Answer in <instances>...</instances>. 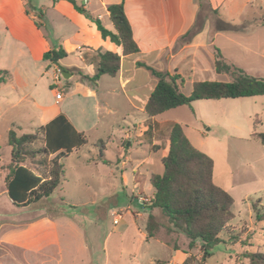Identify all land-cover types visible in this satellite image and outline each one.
<instances>
[{
	"label": "crops",
	"instance_id": "0c3cea01",
	"mask_svg": "<svg viewBox=\"0 0 264 264\" xmlns=\"http://www.w3.org/2000/svg\"><path fill=\"white\" fill-rule=\"evenodd\" d=\"M75 1L78 3V0ZM122 2L132 26L134 40L140 49L139 53L127 56L123 55L121 46L109 38L104 39L97 25L77 12L67 0H53L51 8L58 14V23L62 26L70 25L71 30L64 33L56 31L52 35L40 28L45 25L44 14L34 10L31 0H0V55L6 56L8 60V64H0V71L8 73L0 74L2 165L11 161V147L8 144V133L11 130H15L18 135L33 133L64 114L88 141L87 135L101 128H122L120 123L112 124L106 119L113 120L118 116L120 121H127L139 117L143 119L142 122H133V129L125 132L123 138L116 137L114 140L113 132L99 135L95 140L97 154L98 142L110 141L104 151V158L110 164L100 161L95 153L83 155L86 145L70 153L65 162L76 154L82 164L107 167L111 173L113 167H118L122 176H125L126 167H131L134 174L133 187L139 190L137 197L148 191L152 198L154 188H146L148 183L151 185V176L157 174L149 170L156 163L153 153L163 151L161 162L167 155L171 126L166 130L163 124L157 122L156 117L150 118L145 112L157 79L147 69L139 67L138 63L179 75L183 83L188 80L191 85L200 81H224L218 79L229 75L216 72L214 53L217 48L227 62L250 76L264 78V24L260 19L264 0H83V4H78L94 18H98L106 29L114 31L108 7ZM41 13L43 16H40ZM59 47L67 52L66 58L59 63L44 60L45 53ZM106 52L121 56L120 70L115 77L103 75L97 85L93 84L89 78L97 73L100 54ZM70 58L74 59L68 63ZM62 68L71 74L68 75V83L66 86L60 83L56 85L54 76L53 82L48 85L52 95L49 101L40 91L41 84L45 76L56 75L59 69L63 73ZM76 77L79 79L76 90L74 93L68 92V95L80 93L82 100L79 102L78 113L65 106L66 95L61 89L64 87L70 91L73 85L71 81ZM58 92L63 94L60 101L56 98ZM121 98L127 108L115 102ZM89 105L94 111L91 116L86 112ZM160 131L166 134V140L163 147H156L161 145L158 138ZM133 133L138 138L147 134L152 139L154 152L147 154L141 148L133 150L132 144L128 143ZM108 145L113 151L111 158L106 156ZM5 176V172L1 171L0 264H49L51 259L59 257L62 252L57 219L51 212L33 216L30 214L34 209H50L57 202L54 199L48 201L49 197L35 205L17 207L7 193ZM141 209L139 214L136 211L132 215L134 219L131 223L126 224L118 233L120 236L130 234L136 237L141 234L144 238L154 239L148 238L146 232L148 210L143 205ZM111 210L109 206L100 217H108ZM111 216L114 223L118 217L114 211ZM119 216L118 223H114L116 226L122 221V216ZM92 227L94 231L99 228L98 224ZM88 242H83L81 246L88 247ZM182 253L186 255L182 259L184 262L188 254Z\"/></svg>",
	"mask_w": 264,
	"mask_h": 264
},
{
	"label": "rangeland",
	"instance_id": "374dc122",
	"mask_svg": "<svg viewBox=\"0 0 264 264\" xmlns=\"http://www.w3.org/2000/svg\"><path fill=\"white\" fill-rule=\"evenodd\" d=\"M52 1L31 0L34 10L44 14L45 25L40 28L48 35L56 31L63 33L70 31V25L62 26L58 23V14L51 8ZM78 3L83 4V0H78ZM262 8L261 20L264 16V2ZM249 13L251 14V10ZM73 59L70 58L67 62H72ZM2 62L8 64L4 55H0V64ZM54 76L55 74L50 77L45 76L40 88L49 101L52 100V95L48 85L53 82ZM225 77L218 80H231L230 76ZM77 81L79 82L77 77L71 81L73 85L70 91L61 88L66 95L65 106H69L75 113L79 112V102L82 98L79 96L80 93L69 96L68 92L74 93ZM67 83V80L61 78V85L66 86ZM192 86L188 80H185L183 92L189 95ZM115 102L120 103L122 108H127L123 98ZM86 112L88 116L94 113L91 105ZM155 119L163 124L166 130H169L174 122L179 123L191 144L214 161V183L226 190L234 199L235 219L231 225L238 231L245 228L242 241H246L247 245L220 243L213 249V256L205 264H249V260L244 256L247 251L264 253V222H256L252 210L253 202L259 199L264 205V146L253 137L254 132H264V96L198 100L192 103V108L179 107ZM106 120L112 124L120 123L122 128L109 126L110 129L101 128L89 133L83 155H90L91 152L95 153L97 158L94 142L99 135L105 136L115 132V136L112 137L114 140L116 137L123 138L125 132L133 129V122L140 123L143 119L138 117L120 121L119 117L115 116L113 120ZM165 136L163 131L158 133L161 145L156 147L164 146ZM128 143L132 144L133 150L141 148L147 154L154 152L151 147L152 139L147 134L138 138L133 133V138ZM161 154L163 151L153 153L156 163L152 169H149L151 173L163 172ZM106 156L109 158L113 156L111 148ZM117 168L113 167L111 173L107 167L82 164L76 154L71 155L65 162L66 180L48 199V201L54 199L57 203L50 209H34L30 214L33 216L51 212L57 219L62 252L59 257L51 259L49 264H155L157 261L183 264L182 251L194 257L192 264H200L202 254L199 248L189 250L188 240L185 237L168 235L164 229L160 230L155 239L144 238L141 234L136 237L130 234L123 236L118 234L134 219L132 215L142 210V205L145 209L150 194L146 191L145 194L137 197L139 190L133 187L134 174L131 167H126L125 176H122ZM124 184L128 189H125ZM147 185L146 189L153 190L149 183ZM109 206L112 209L109 216L101 218L100 214L107 211ZM112 211L116 217L122 216L118 226L113 223ZM93 224L99 226L95 231L92 230ZM87 240L89 245L83 248L81 245ZM175 246L179 251L174 249Z\"/></svg>",
	"mask_w": 264,
	"mask_h": 264
},
{
	"label": "trees",
	"instance_id": "16d2710c",
	"mask_svg": "<svg viewBox=\"0 0 264 264\" xmlns=\"http://www.w3.org/2000/svg\"><path fill=\"white\" fill-rule=\"evenodd\" d=\"M75 10L92 20L104 39L109 38L123 49V55L140 52L134 40L132 26L126 16L124 3L108 7L114 31L104 27L75 0H67ZM40 16H43L41 13ZM264 24V16L262 18ZM215 68L218 74H227L231 81H200L193 85L192 92H183L179 75L158 71L146 64L138 63L157 79V85L145 107L150 118L167 111L189 106L198 100H221L264 96V78L253 77L242 69L227 62L219 49L215 48ZM68 56L63 47L44 54V60L59 63ZM121 56L106 52L100 54L97 73L89 78L96 84L103 75L115 77L120 70ZM64 71V69L62 68ZM0 74H8L0 71ZM4 80V79H3ZM5 81V80H4ZM253 137L264 146V132H254ZM88 141L77 131L70 120L60 114L50 123L35 132L18 135L15 130L8 133L11 147V161L1 164L0 174L5 172V186L10 199L17 207L38 204L51 197L65 180V159ZM108 141H99L97 158L110 164L104 158ZM163 172L153 174L150 183L155 190L145 203L148 210L146 232L148 238H156L161 229L168 235L175 234L188 240L189 250L199 248L200 264L213 256V249L220 243L246 244L242 241L245 228L238 231L231 222L235 219L234 199L223 188L214 183V161L195 148L187 138L182 126L173 123L169 133V149L162 159ZM252 210L256 222H264V205L261 199L253 202ZM175 250H179L176 246ZM249 264H264V253L244 254ZM194 257L188 256L183 264H192ZM155 264H167L157 261Z\"/></svg>",
	"mask_w": 264,
	"mask_h": 264
},
{
	"label": "built area",
	"instance_id": "2783aa9c",
	"mask_svg": "<svg viewBox=\"0 0 264 264\" xmlns=\"http://www.w3.org/2000/svg\"><path fill=\"white\" fill-rule=\"evenodd\" d=\"M61 78H63V77H62V71L59 69V70H57V73H56L55 78H54V80H55V84H56V85H57L58 83H60ZM62 97H63V94H62L61 92H58L57 95H56L57 100L60 101V100L62 99ZM119 218H120V216H118V219H116V220L114 221L115 224L118 223Z\"/></svg>",
	"mask_w": 264,
	"mask_h": 264
},
{
	"label": "water",
	"instance_id": "95a60500",
	"mask_svg": "<svg viewBox=\"0 0 264 264\" xmlns=\"http://www.w3.org/2000/svg\"><path fill=\"white\" fill-rule=\"evenodd\" d=\"M68 75H71V74H70L69 72L64 71V72L62 73V77H63V79L67 80V79H68Z\"/></svg>",
	"mask_w": 264,
	"mask_h": 264
}]
</instances>
